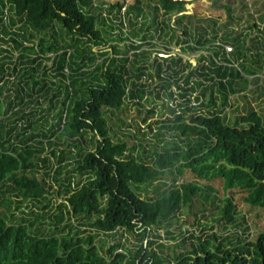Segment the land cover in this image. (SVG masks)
Instances as JSON below:
<instances>
[{
  "label": "trees",
  "instance_id": "obj_1",
  "mask_svg": "<svg viewBox=\"0 0 264 264\" xmlns=\"http://www.w3.org/2000/svg\"><path fill=\"white\" fill-rule=\"evenodd\" d=\"M183 1L157 0L164 11ZM5 3L15 15H10L9 22L19 23L17 30H32L33 34L45 30L39 38L40 51L56 49L60 38L64 52L58 66L65 60L66 47H72L74 55L78 50L80 70L77 78L69 62L72 107L62 129L70 140L63 148L48 151L53 163L41 154L44 147L39 140L32 144L10 141V128L5 129L0 119V264H264V230L253 238L242 232L224 239L212 231L191 242L189 248L171 253L157 241L160 235L151 232L161 223L171 225L178 209L189 205L202 188L215 190L201 180H220L224 193L212 195L211 203L226 221L237 216L234 191L249 206L264 209V119L250 106L232 120L223 112L229 96L247 82L229 63L230 57L236 54L260 67L258 53L247 55L243 49L264 48V41L245 45L246 34L223 31L221 38L229 37L234 46L229 57L222 46L205 45V29L189 32L183 28L182 36L169 37L175 43L184 42L179 46L182 52L208 48L211 54L199 52L193 63L178 51L157 56L159 60L147 61L145 66L142 50L136 51L140 44L127 45L135 48L131 59L103 49L106 27H113L107 19L112 22L116 14L104 16L102 12L111 13L112 7L118 10L122 0L108 5L102 0H0L2 6ZM224 7L230 11L229 5ZM155 15L148 22L143 19L129 34L152 36L147 30L152 25L154 31L166 34L168 30L161 29L167 23ZM211 21L215 37V20ZM121 24L119 20L118 27ZM2 30H6L4 24ZM128 37L117 35L118 39ZM187 38L193 43L186 42ZM92 47L101 59L90 53ZM216 56L222 63L216 62ZM239 65L245 73L252 72L243 62ZM149 67L160 80L161 95L174 103L168 106L167 122L156 128L157 143L146 152L141 141L130 140L144 131L138 126L133 132L130 127L121 129L126 121L116 113L126 99L141 112L138 106L144 94L153 91L140 78ZM148 75L152 76L150 71ZM146 118L145 113L141 120ZM161 128L169 132L168 137ZM4 129L7 139H1ZM44 135L41 131L40 136ZM27 137L17 139L23 142ZM41 166L48 169L43 174H51L59 186L62 199L56 205L49 204L44 177L33 174ZM185 172L193 178L179 181ZM25 201L29 202L26 209L14 212ZM120 230L132 234L134 242L128 245L126 239L120 240L121 233L115 238ZM166 232L175 237L170 230ZM99 233L110 237L111 243Z\"/></svg>",
  "mask_w": 264,
  "mask_h": 264
},
{
  "label": "rangeland",
  "instance_id": "obj_2",
  "mask_svg": "<svg viewBox=\"0 0 264 264\" xmlns=\"http://www.w3.org/2000/svg\"><path fill=\"white\" fill-rule=\"evenodd\" d=\"M104 5H108L115 0H102ZM225 5H229L230 11L228 12ZM139 7L140 9H137ZM128 10V11H126ZM155 15L156 20H165L167 26L161 30H168L166 34L162 31L153 29V25L147 30L152 36H146L142 38L139 35L133 36L129 34V30H137L139 23L144 19L150 21L152 15ZM116 14V18L112 17V22L108 20V24L113 25L112 28L106 27L107 32L104 35L106 41L103 49L108 50L107 54H113L114 56H128L133 58V51L135 48H128L130 43L140 44V48L136 51L142 50L141 58H144V65L147 66L148 62L152 59H156L157 56H167L169 54H175L179 51V54L185 58H189L191 62H195V57L199 52L206 55L211 54V49L202 48L200 50H186L182 52L179 49L180 45L184 42H174V38H169L170 34H177L182 36V29L190 30L191 32L206 30L204 37L208 39L205 45L216 44L217 36L213 37L211 32V25H213L211 19L215 20V28L217 31L221 30H235L246 34L244 37L245 45H251L255 42L256 38H253L251 34L256 33L259 39L264 37V0H184L176 5L170 11H164L158 4L157 0H122V5L116 10L115 7L111 8V13L103 11L104 16ZM119 18V19H118ZM135 20L136 23H129L127 19ZM119 20L122 22L118 27ZM250 28L251 30H247ZM260 29V30H258ZM122 32V34H120ZM127 34L129 37L124 39H118L117 35L124 36ZM225 42L229 47H224L225 54L230 57L229 52L232 51L233 44L229 42V37ZM186 42L193 43L191 39L187 38ZM247 55L258 53L257 58L260 62V67L253 61L242 59L237 57L236 54L231 58V63L237 64L241 74L249 80L244 84L243 89L236 91L229 96V105L225 108V116L228 120H232L234 116L242 113L248 106L258 112L264 119V48H255L250 46L248 49H243ZM95 47L91 48V54H95L97 58L101 59L97 54ZM181 51V52H180ZM256 58V56H254ZM159 60V58H157ZM216 62H221L219 56H216ZM243 62L244 65L252 69L251 73H245L240 67L239 63ZM148 71L152 76L148 75ZM141 75V74H140ZM254 76L257 77L256 80ZM145 82L150 83L152 92L144 94L142 99V105H139L140 113L137 112L136 104L132 100L127 99L122 101L119 112L116 115L123 117L126 121L125 125L130 126V131H134L138 126L140 130H143V134H138L136 137H130L133 143L141 141L146 148V152L152 149L153 145L157 143V139L160 135L155 134L156 128L162 125L166 121V117L169 116L168 106L173 100L170 101L161 95L162 89L158 86L159 79L154 75L153 68L149 67L144 71V74L140 77ZM243 85V84H242ZM156 90H158L159 96H156ZM218 101V99H217ZM148 108H152L153 111L149 112ZM147 114L145 121L141 120L143 114ZM232 122V121H230ZM149 123L150 128L147 126ZM124 126V125H123ZM163 136L168 137L169 132L164 128ZM113 138L115 135L113 134ZM49 145L44 148L42 155H48L50 162L53 163V158L50 157L48 151L51 149ZM42 164V163H41ZM40 164V165H41ZM66 168H69L66 165ZM48 171L47 168L41 166L33 174L36 178L40 179L44 177V186L47 190V197L49 198V204L56 205L61 199L62 194L57 193L59 186L53 181L51 174L44 175L43 172ZM60 176H64V171L60 170ZM193 177L189 172H185L178 177V180H191ZM205 185H210L215 190L208 191L202 188L201 192L194 196L192 202L189 205L181 206L175 215L172 217V224L167 226L166 224H159L151 229V232H157L160 237L157 241L163 242L164 250L171 253L174 251L189 248L191 242H197L198 239H203L207 233L216 232L220 234V237L224 239L226 235L235 236L238 233L248 234V238H253L258 232L264 230V209L259 207L249 206L242 200H240V192L234 191V204L237 210V216L231 221H226L216 213V208L211 203L212 195L215 197H221L224 191L221 189V182L218 178H211L209 180H201ZM208 193L207 197L204 194ZM227 193V191H226ZM29 202H20V208L14 210L19 213L20 209H26V205ZM45 224V222H43ZM166 229L170 230L174 238L170 237V234L166 232ZM121 233L120 240H127V244L130 245L134 242L132 234L123 232L122 230L115 233V238ZM192 234V235H190ZM101 237H105L107 241L111 243L110 237L99 233ZM110 239V240H109Z\"/></svg>",
  "mask_w": 264,
  "mask_h": 264
},
{
  "label": "built area",
  "instance_id": "obj_3",
  "mask_svg": "<svg viewBox=\"0 0 264 264\" xmlns=\"http://www.w3.org/2000/svg\"><path fill=\"white\" fill-rule=\"evenodd\" d=\"M10 15L15 17L13 10L9 9L6 3L3 6L0 4V119L3 120L5 129L10 128L9 140H14V143L32 144L39 140L44 148L47 145L63 148L70 139L63 132L62 126L69 108L72 107L69 103L72 88L69 85V74L70 72L72 74V70H69L68 64L70 62L71 67H74L77 77L76 65L79 55L77 59L76 52L75 55L72 54L73 48L66 47L65 60H61L58 66V57L64 52V48L60 47V38L56 49L40 51L39 38L43 36L45 30L36 34H33L32 30H17L19 23L17 21L10 23ZM3 24L6 30H2ZM247 30L251 29L247 28ZM223 31L230 32L216 30V44L225 50L224 47L229 45L225 42L227 39L221 38ZM251 36L256 38L254 40L264 41V37L259 39L256 33ZM45 37L47 39L49 36L45 35ZM229 63L240 70L237 64ZM228 105L229 100L223 112ZM41 115L43 117H40ZM43 118L45 122L42 121ZM29 123L35 124L36 127H30ZM128 127L130 126L124 124L121 129ZM5 129L1 139H7ZM41 131L45 132L44 136H40ZM17 132H20L18 137L15 136ZM25 134L28 137L23 142H19L18 139L25 137ZM65 161L69 160L65 159Z\"/></svg>",
  "mask_w": 264,
  "mask_h": 264
},
{
  "label": "flooded vegetation",
  "instance_id": "obj_4",
  "mask_svg": "<svg viewBox=\"0 0 264 264\" xmlns=\"http://www.w3.org/2000/svg\"><path fill=\"white\" fill-rule=\"evenodd\" d=\"M187 31H189V32H191L190 30H187ZM77 37H78V35H77ZM77 45H78V39H77ZM78 50L76 51V57H77V59H78ZM76 72H77V78H78V75H79V60H77V65H76ZM255 77V76H254ZM76 135H77V137H78V130L76 131Z\"/></svg>",
  "mask_w": 264,
  "mask_h": 264
},
{
  "label": "water",
  "instance_id": "obj_5",
  "mask_svg": "<svg viewBox=\"0 0 264 264\" xmlns=\"http://www.w3.org/2000/svg\"><path fill=\"white\" fill-rule=\"evenodd\" d=\"M191 61V60H190Z\"/></svg>",
  "mask_w": 264,
  "mask_h": 264
}]
</instances>
